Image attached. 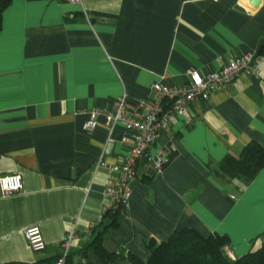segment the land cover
I'll return each mask as SVG.
<instances>
[{
    "label": "crops",
    "instance_id": "obj_1",
    "mask_svg": "<svg viewBox=\"0 0 264 264\" xmlns=\"http://www.w3.org/2000/svg\"><path fill=\"white\" fill-rule=\"evenodd\" d=\"M263 47L264 0H12L0 31V179L20 175L24 187L0 188V264H56L72 231L68 264H147L151 240L184 229L228 236L232 259L264 247V167L253 179L220 168L251 142L264 147ZM247 53L263 57L257 77L241 75L162 131L154 151L164 172L139 163L129 208L104 235L116 255L105 263L90 247L108 223L107 174L96 163L123 160L133 137L103 117L84 131L89 112ZM35 225L41 252L24 234Z\"/></svg>",
    "mask_w": 264,
    "mask_h": 264
},
{
    "label": "built area",
    "instance_id": "obj_2",
    "mask_svg": "<svg viewBox=\"0 0 264 264\" xmlns=\"http://www.w3.org/2000/svg\"><path fill=\"white\" fill-rule=\"evenodd\" d=\"M77 1V0H72ZM263 57L256 53H247L230 59L220 70L203 74L199 71L189 73V81L183 85L155 84L152 96L131 101L128 95L120 96L109 111L92 110L89 120L83 125L84 131L98 127L99 119H105L106 127L112 131L122 125L132 133L133 145L123 160L116 163L106 161L105 155L99 157L96 171L107 174L104 204L101 219L110 212H126L132 195V182L138 174V165L143 162L150 171L162 174L167 160L162 151H154L163 130L177 119L189 120L192 107L208 100L213 94L225 91L241 75L257 77ZM23 179L20 175L4 176L0 179V188L4 195H13L23 190ZM25 238L35 252L46 249L42 230L31 226L25 230ZM76 233L67 234L62 243V253L56 264H68L70 244Z\"/></svg>",
    "mask_w": 264,
    "mask_h": 264
},
{
    "label": "trees",
    "instance_id": "obj_3",
    "mask_svg": "<svg viewBox=\"0 0 264 264\" xmlns=\"http://www.w3.org/2000/svg\"><path fill=\"white\" fill-rule=\"evenodd\" d=\"M12 0H0V31L2 29L3 14ZM264 57V47L261 49ZM264 167V147L257 142L246 145L240 156H228L221 163L220 168L227 175L253 179L257 171ZM120 212H110L104 218L108 223L98 232L90 247L105 262L116 259V255L108 252L102 245L104 235L118 227ZM103 218V219H104ZM231 241L226 235L203 236L196 229H184L173 233L166 242L158 243L151 240L148 248L151 252L147 264H264V247L250 251L247 254L232 259L227 253ZM129 259L135 264H144L134 256Z\"/></svg>",
    "mask_w": 264,
    "mask_h": 264
},
{
    "label": "water",
    "instance_id": "obj_4",
    "mask_svg": "<svg viewBox=\"0 0 264 264\" xmlns=\"http://www.w3.org/2000/svg\"><path fill=\"white\" fill-rule=\"evenodd\" d=\"M261 1L262 0H251V5L257 8L260 5Z\"/></svg>",
    "mask_w": 264,
    "mask_h": 264
}]
</instances>
